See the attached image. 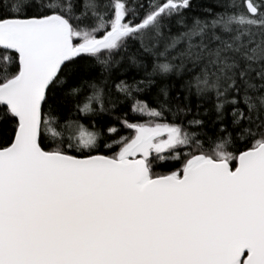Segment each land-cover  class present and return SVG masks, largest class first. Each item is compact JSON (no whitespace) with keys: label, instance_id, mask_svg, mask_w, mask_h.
<instances>
[{"label":"snow or ice","instance_id":"snow-or-ice-1","mask_svg":"<svg viewBox=\"0 0 264 264\" xmlns=\"http://www.w3.org/2000/svg\"><path fill=\"white\" fill-rule=\"evenodd\" d=\"M213 3L188 17L192 0H0V264H264V0ZM133 42L152 72L121 81L122 96L187 71L189 91L214 94L217 120L232 107L235 138L221 125L206 151L166 87L157 107L132 104L142 121L118 118L128 135L107 129L111 155L98 131L62 123L85 84L79 111L107 110L100 84L74 81L110 73ZM168 162L179 167L156 171Z\"/></svg>","mask_w":264,"mask_h":264},{"label":"trees","instance_id":"trees-1","mask_svg":"<svg viewBox=\"0 0 264 264\" xmlns=\"http://www.w3.org/2000/svg\"><path fill=\"white\" fill-rule=\"evenodd\" d=\"M139 3H143L147 6L150 2L159 3L161 0H138ZM237 4H241L242 0H235ZM254 2H260V0H254ZM193 7L186 10L185 15L188 17L200 16L204 17L206 13L203 11L204 8L216 9V5L213 0H192ZM143 10L140 11L142 17ZM135 22H139L136 20ZM125 59L117 66L111 68L110 73H101L99 66H93L90 72L82 73L80 78L74 81L75 84H79L82 80H95L104 90V104L107 109L104 112L99 110V105L93 104L96 109L95 112L81 113L78 108V103L83 102L84 98L91 94V89L84 85L83 92L81 95L72 99L69 98L66 103L60 105L58 116L61 122L73 121L76 124L83 126L88 131H98L101 134V154L111 155L107 149L103 147L104 138L107 137V129L110 126H114L119 129V135H128V130L122 126L118 118H127L130 121H142L144 118L133 114L131 106L136 100L146 102L150 107H157L159 90L162 87H166L169 94V102L173 106L179 104L181 106H187L190 112L186 115H182L177 119V123H181L190 132L198 133V138L203 142L204 149L211 152L214 147V141L218 135H223L219 132L221 125L227 127L228 131L233 133L235 138V129L232 127V107L230 105L225 106L223 120H217L218 113L215 110L216 99L214 94H208L203 98L197 97L195 89L189 91L188 81L191 79L192 74L187 71H174L166 77L155 75L152 77L154 83L151 85H139L141 91L133 92V99H128L121 95L117 91V85L123 81L129 86L137 85L141 80H146L148 77L146 73L152 72V58L149 54L143 53L139 49L138 42L130 43L129 50L124 54ZM135 55L139 64H132L128 61L127 56ZM88 63H92L88 61ZM174 63H179L175 61ZM12 70H15V63L13 57ZM0 75H3V61L0 60ZM101 81H104L101 83ZM62 95V94H61ZM187 97V99H185ZM111 100L114 106L110 105L108 101ZM241 107H243L241 105ZM166 117L169 121L172 120V114L166 113ZM192 119H199L203 121L202 126L192 127L188 125V121ZM93 125L95 126L93 128ZM7 127H11L8 124ZM111 142L110 140L108 141ZM43 146L46 150H50L55 147L49 140L42 141ZM237 146L239 142H237ZM250 146V144L246 145ZM228 150H233L232 146L228 147ZM189 149L185 148L181 150V155ZM174 167H179L175 162H168L156 168L157 172L167 173Z\"/></svg>","mask_w":264,"mask_h":264}]
</instances>
